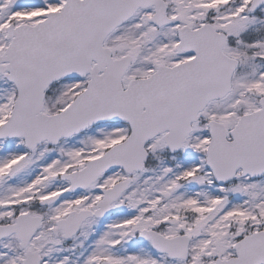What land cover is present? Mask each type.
<instances>
[{"label": "snow or ice", "instance_id": "1", "mask_svg": "<svg viewBox=\"0 0 264 264\" xmlns=\"http://www.w3.org/2000/svg\"><path fill=\"white\" fill-rule=\"evenodd\" d=\"M0 264H264V0H0Z\"/></svg>", "mask_w": 264, "mask_h": 264}]
</instances>
